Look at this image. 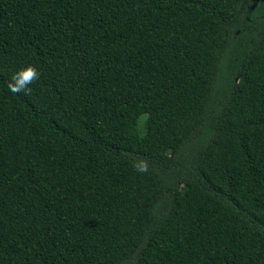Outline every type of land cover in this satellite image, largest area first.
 I'll use <instances>...</instances> for the list:
<instances>
[{
    "label": "trees",
    "instance_id": "obj_1",
    "mask_svg": "<svg viewBox=\"0 0 264 264\" xmlns=\"http://www.w3.org/2000/svg\"><path fill=\"white\" fill-rule=\"evenodd\" d=\"M0 264H264V0H0Z\"/></svg>",
    "mask_w": 264,
    "mask_h": 264
},
{
    "label": "clouds",
    "instance_id": "obj_2",
    "mask_svg": "<svg viewBox=\"0 0 264 264\" xmlns=\"http://www.w3.org/2000/svg\"><path fill=\"white\" fill-rule=\"evenodd\" d=\"M40 73L36 67L33 65H28L21 68L16 72L12 78L11 82L8 84V88L13 93L25 92L26 94L31 92L30 85L39 79ZM134 167L139 172H147L148 166L146 163L134 164Z\"/></svg>",
    "mask_w": 264,
    "mask_h": 264
}]
</instances>
